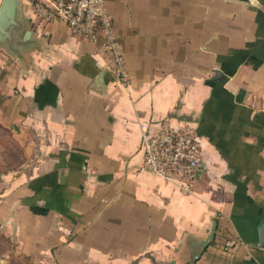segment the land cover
Returning <instances> with one entry per match:
<instances>
[{"label":"crops","instance_id":"0c3cea01","mask_svg":"<svg viewBox=\"0 0 264 264\" xmlns=\"http://www.w3.org/2000/svg\"><path fill=\"white\" fill-rule=\"evenodd\" d=\"M30 3L40 46L0 49V124L27 155L0 178V244L36 264H264V0H105L128 87ZM162 121L196 131L191 194L141 171L140 125Z\"/></svg>","mask_w":264,"mask_h":264},{"label":"built area","instance_id":"2783aa9c","mask_svg":"<svg viewBox=\"0 0 264 264\" xmlns=\"http://www.w3.org/2000/svg\"><path fill=\"white\" fill-rule=\"evenodd\" d=\"M36 17L44 23H62L72 36L93 44L101 43L111 54V73L117 82L129 86L124 60L105 0H31ZM141 129L143 163L141 171L175 184L191 194L202 176V148L191 126L173 127L169 122L144 123ZM233 247L231 241L226 249Z\"/></svg>","mask_w":264,"mask_h":264},{"label":"water","instance_id":"95a60500","mask_svg":"<svg viewBox=\"0 0 264 264\" xmlns=\"http://www.w3.org/2000/svg\"><path fill=\"white\" fill-rule=\"evenodd\" d=\"M23 0H4L0 9V49H4L14 59L23 62L40 46L34 37L31 29V20L27 19L24 13ZM104 72L95 80L94 90L102 91L104 87ZM216 73V78L220 76ZM217 223L208 239L198 245L191 254V261L194 262L202 253L204 248L213 240ZM258 248L264 250V225L260 230V242Z\"/></svg>","mask_w":264,"mask_h":264},{"label":"rangeland","instance_id":"374dc122","mask_svg":"<svg viewBox=\"0 0 264 264\" xmlns=\"http://www.w3.org/2000/svg\"><path fill=\"white\" fill-rule=\"evenodd\" d=\"M22 146L23 144L16 139L12 130L0 124V178L17 172L25 165L27 155ZM0 252L4 253L0 257L4 264H36L34 260H27L14 247L12 248L10 242L1 243Z\"/></svg>","mask_w":264,"mask_h":264}]
</instances>
